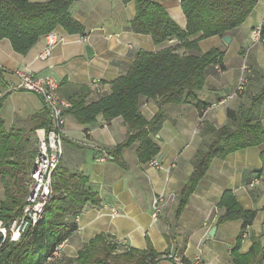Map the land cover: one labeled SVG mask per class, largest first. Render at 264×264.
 I'll return each instance as SVG.
<instances>
[{
    "label": "crops",
    "instance_id": "0c3cea01",
    "mask_svg": "<svg viewBox=\"0 0 264 264\" xmlns=\"http://www.w3.org/2000/svg\"><path fill=\"white\" fill-rule=\"evenodd\" d=\"M152 1L160 4L182 29H186L187 20L180 0ZM71 13L85 27L86 36L69 35L59 29L62 42L46 60L39 58L45 48V38L25 56L16 53L7 39L0 40V67L8 83L15 82L13 73L16 70L49 76L59 83L62 100L71 105V100L90 104L111 93L112 82L129 71L139 52L156 53L176 45V41L155 45L150 35L126 31L128 23L136 16L133 2L124 5L114 0H77ZM258 26L264 27V0H258L246 22L229 35V44L225 38L217 37L200 42L203 53L216 48L225 55L224 70L209 74L205 87L198 93L199 101L212 104L226 96L229 99L224 105L211 109L203 119L193 104L165 108L164 124L159 134L152 137L160 148L154 159L162 169L138 162L139 144L124 150L121 164L114 160L100 161V156L126 141L128 129L124 120L118 117L106 121L101 115L95 123L83 125L66 111L61 168L87 178L98 201L96 205L88 204L74 218L78 230L63 247L62 252L67 257H76L81 246L99 234H107L122 246L138 250H146L151 244L157 253L164 255L159 264H173L165 256L169 249L166 234L175 220L177 193L193 171L192 159L201 143L200 127L203 122L217 128L226 125L227 109L235 108L240 102L236 87L246 62L252 75L249 88L255 90L264 81V42L251 40V33ZM87 47L92 50L90 56ZM7 94L0 110L6 132L20 135L27 149L37 150L36 131L45 128L39 126L41 118H33L45 113L42 100L24 91ZM158 111L155 101H143L141 113L147 120L153 119ZM262 124L264 126V107ZM261 155V148L252 147L212 161L179 218L171 240L172 252L184 248L183 256L190 261L201 251L205 264H234L232 250L238 243L242 222L216 225L217 205L226 191H232L245 210L257 212L253 225L242 239L239 253L249 252L255 241L264 244ZM2 192L4 197V188ZM159 196L165 198V203L154 220L152 203ZM214 227L216 231L210 237Z\"/></svg>",
    "mask_w": 264,
    "mask_h": 264
},
{
    "label": "trees",
    "instance_id": "16d2710c",
    "mask_svg": "<svg viewBox=\"0 0 264 264\" xmlns=\"http://www.w3.org/2000/svg\"><path fill=\"white\" fill-rule=\"evenodd\" d=\"M76 1L0 0V40L7 39L16 53L25 56L42 38L59 29L69 35L85 37V27L71 13ZM114 1L124 5L135 4L136 16L128 23L126 31L150 35L155 45L170 41H176V45L156 53L139 52L129 71L112 82L110 94L90 104L84 100H71L72 108L67 112L83 125L95 123L101 115L106 121L121 117L128 129L127 139L109 153L115 162L121 164L124 150L139 144L138 162L146 164L160 153L152 137L159 134L164 124L166 107L193 104L203 119L205 111L222 100L209 104L198 99L209 74L224 70L225 55L216 48L203 53L200 42L213 37H229L246 22L258 0H180L187 20L185 30L152 0ZM5 74L0 67V110L7 93H11L8 92ZM251 90L238 95V106L227 109V122L223 127L217 128L202 121L199 131L201 143L192 159L193 171L177 193L178 207L175 220L166 234L169 249L165 256L172 252L171 240L179 218L213 160H223L235 152L259 147L262 149L261 172H264V81L257 89ZM144 100L155 101L159 108L151 120L141 113ZM39 118V126L49 129L50 117L46 109L44 114L33 119ZM23 140L20 135L7 133L0 118V181L4 188L0 220L6 226L20 217L29 194L37 150L27 149ZM52 188L53 195L42 219L19 241L10 242L9 237L5 239L0 233V264H159L163 259L164 255L157 253L151 244L146 250H138L122 246L115 237L107 234H99L81 246L76 257H67L63 252L58 257L54 256L56 250L77 232L74 218L88 204L96 205L98 201L89 180L69 173L61 168V164L53 175ZM217 211L218 226L242 222L238 243L232 250L234 264H263L264 244L259 241H255L246 254L239 253L242 239L253 225L257 212L245 210L232 191L223 193ZM183 250L177 248L174 253L188 263Z\"/></svg>",
    "mask_w": 264,
    "mask_h": 264
},
{
    "label": "built area",
    "instance_id": "2783aa9c",
    "mask_svg": "<svg viewBox=\"0 0 264 264\" xmlns=\"http://www.w3.org/2000/svg\"><path fill=\"white\" fill-rule=\"evenodd\" d=\"M264 28L258 26L251 33V40L254 43L264 42ZM62 42L58 31L50 33L45 38V48L40 53L41 60L48 59L54 48ZM242 75L236 87V95L244 91L248 82L246 72H250L246 65L242 67ZM15 82L8 83V92L24 91L37 95L44 105V108L50 117L49 129H39L36 131L37 153L34 159L31 171V183L26 203L22 209L19 218L14 220L9 226H6L0 220V233L10 242H17L26 231L38 224L42 219L48 202L53 195V175L60 166L64 156V135L66 127V111L72 108V105L59 96V83L49 76H38L23 70H16L13 73ZM229 97L226 96L220 102L213 104L205 115L211 110L224 105ZM100 161L113 160L109 152L99 157ZM148 167L162 169V165L156 159H152L146 164ZM165 198L163 196L155 197L152 203L153 219L157 220L162 212ZM246 237V236H245ZM64 242L54 253V256H60L63 251ZM173 264H205L204 257L200 251L196 257L188 263H184L180 256L171 252L166 256ZM264 264V263H263Z\"/></svg>",
    "mask_w": 264,
    "mask_h": 264
},
{
    "label": "rangeland",
    "instance_id": "374dc122",
    "mask_svg": "<svg viewBox=\"0 0 264 264\" xmlns=\"http://www.w3.org/2000/svg\"><path fill=\"white\" fill-rule=\"evenodd\" d=\"M206 47H207V46L205 45L204 48H206ZM244 65H246V67H248L247 62H246ZM248 69H249V71H250V68H249V67H248ZM241 72H242V71H241ZM246 74H247V77H248V82H247L246 86L244 87V90L247 91V92H245V93H248V91L251 90V89L249 90V83H250V79H251V76H252V75L250 74V72H249V73L246 72V73H245V76H246ZM241 75H242V73H241ZM241 75H240V76H241ZM239 79H240V77H239ZM239 79H238V82H239ZM237 84H238V83H237ZM251 91H252V90H251ZM242 93H243V94H242ZM240 94L244 95V92L242 91L241 93H238V95H240ZM2 188H3V187H2V183H1V181H0V201H1L2 198H3V197H2V195H3Z\"/></svg>",
    "mask_w": 264,
    "mask_h": 264
},
{
    "label": "water",
    "instance_id": "95a60500",
    "mask_svg": "<svg viewBox=\"0 0 264 264\" xmlns=\"http://www.w3.org/2000/svg\"><path fill=\"white\" fill-rule=\"evenodd\" d=\"M225 42L227 43V44H229L230 43V38H228V37H225ZM87 53H88V56H90V53H92V50L90 49V47H87ZM215 231H216V227H214L213 229H212V231H211V233L209 234V236L210 237H213L214 236V233H215Z\"/></svg>",
    "mask_w": 264,
    "mask_h": 264
}]
</instances>
